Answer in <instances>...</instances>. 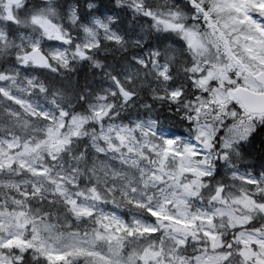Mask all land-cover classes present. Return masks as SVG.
Here are the masks:
<instances>
[{"label":"rangeland","instance_id":"374dc122","mask_svg":"<svg viewBox=\"0 0 264 264\" xmlns=\"http://www.w3.org/2000/svg\"><path fill=\"white\" fill-rule=\"evenodd\" d=\"M124 2L131 13L144 16L147 25L167 35V46L179 61L189 62L197 93L185 103L192 111L188 116L195 124L194 133L177 135L153 118L130 124L104 122L111 107L106 96L89 105V115L74 114L49 99L41 73L28 59L30 51L46 53L50 71L66 72L74 58L94 51L101 40L120 45L124 37L112 27L114 15L92 14L77 32L79 16L73 5L67 7L63 20L55 18L51 9L36 11L29 30L19 34L11 61L0 68V176H8L0 178V264H19L18 251L29 250L49 264H168L160 254L170 255L172 264H222L228 254L219 252L218 219L239 230L240 254L246 264L264 261V231L245 229L257 207L250 196L264 189V175L223 159L228 149L264 124V114L248 113L231 95L240 85L261 91L253 76L264 71V0H218L207 3L209 9L196 0ZM25 3L11 7L0 0V55L6 28ZM184 3L197 7L198 23H187L191 12ZM160 56L147 45L136 61L168 81L169 65L161 63ZM135 71L128 69V81ZM168 91L173 103L182 97L177 88ZM105 92L115 93L110 87ZM5 116L30 130L29 137L19 139L6 125ZM89 124L98 157L82 161L95 171L99 186L87 189L79 188L81 162L56 170L47 158L54 161L72 139L84 137ZM216 169L240 184L226 192L219 186L205 201L198 190ZM46 181L74 218H92L94 227L87 232H62L48 218L30 220L27 200L41 194ZM250 187H255L254 193ZM155 234L164 253L148 245L141 249L142 256L130 249L140 248L141 238ZM177 246H191L195 253L190 257L176 253Z\"/></svg>","mask_w":264,"mask_h":264},{"label":"trees","instance_id":"16d2710c","mask_svg":"<svg viewBox=\"0 0 264 264\" xmlns=\"http://www.w3.org/2000/svg\"><path fill=\"white\" fill-rule=\"evenodd\" d=\"M196 1L209 9L207 3H216L218 0ZM70 5L76 8L79 16V22L74 27L77 32H80V25H85L92 14H97L100 17L105 14L114 15L115 21L112 27L123 35L124 44L119 45L113 41L101 40L97 49L74 58L71 70L66 72L37 68L41 73L40 79L46 89V96L49 99L57 100L64 109H69L77 115H89V105L95 103L101 96H106L111 107L103 120L104 122L130 124L132 120L153 118L162 123L165 129H169L177 135H192L194 133L192 127L194 128L195 124L189 120L188 114L192 111L185 102L192 99L197 91L192 80V71L189 70V62L179 61L167 46V35L160 31L159 27L147 25L144 16L131 13L129 4L124 0H56L52 3L32 0L25 3L18 13V18L10 21L6 28L7 38L2 45L0 68L11 61V55L20 40L19 34L29 30L31 16L36 11L51 9L55 18L63 20L67 7ZM90 5H95L96 8L90 9ZM183 7L191 12L188 17L186 16L187 23H198L194 12L197 7L189 3H184ZM194 19L196 20L194 21ZM147 45L154 46L163 56H160L159 61L169 65L168 81L160 77L151 66H144L136 61L137 58L143 57ZM130 67L136 70V74L131 81H128L126 75ZM107 87L114 89L115 93L107 94L105 92ZM169 88H177L182 91V97L177 103L171 101ZM5 119L6 125L14 130L19 139L26 140L29 137L31 131L25 126L19 124L17 120L10 122L7 116ZM91 126L89 124L85 127L84 137L72 139L54 161L47 158L49 166H54L56 170L69 169L72 163L81 162L80 168H84V170L82 173L80 172L79 188L89 189L99 186L95 178V171L85 166L86 162L82 161L98 157L91 144ZM223 159L240 169L264 175V124L257 127L248 138L241 140L231 150L228 149ZM20 175L23 173H18V177ZM5 177L8 176H0V178ZM204 182L205 185L198 190V196L205 201H207L206 197H211L215 192H218L216 190L219 186L223 187L226 192L234 189V184H240L225 176L220 169H216L215 174L205 178ZM43 184L46 185L43 192L27 200L26 212L30 220L48 218L62 232H87L94 227L92 218L78 220L73 217L70 208L63 199L53 193L54 191H50L52 183L46 181ZM254 188H249L251 193H254ZM250 198L257 207L251 212L245 229L263 232L264 209L261 207L264 206V189L252 194ZM215 228L222 241V248L219 252L221 255L228 254L222 264H246L240 254L242 246L238 240L239 230L231 228L228 221L221 219L215 220ZM161 233L163 232L160 231L159 234ZM157 237L158 234L147 236L146 239L141 238L143 240H141L140 248L133 246L130 249L142 256L144 251L141 249L148 245L147 247L164 253V250L157 244ZM167 242L173 245V240L167 239ZM128 245L129 243L125 242L126 248L129 247ZM176 253L190 257L195 252L191 246H177ZM160 255L166 263L172 264L170 255ZM18 263L49 264L46 259L31 250L18 251ZM140 264L143 263L140 261Z\"/></svg>","mask_w":264,"mask_h":264},{"label":"water","instance_id":"95a60500","mask_svg":"<svg viewBox=\"0 0 264 264\" xmlns=\"http://www.w3.org/2000/svg\"><path fill=\"white\" fill-rule=\"evenodd\" d=\"M24 0H7L10 5L21 4ZM28 57L39 67H47L49 59L46 54L40 50H32ZM254 79L262 86V91L256 92L244 86H239L232 91L235 100L241 103L243 108L250 114H264V71L254 76ZM257 264H264L262 260H256Z\"/></svg>","mask_w":264,"mask_h":264}]
</instances>
